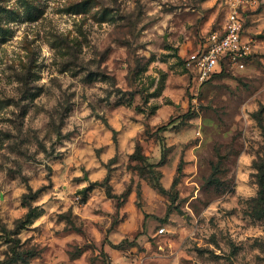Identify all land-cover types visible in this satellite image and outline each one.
<instances>
[{
  "label": "rangeland",
  "instance_id": "374dc122",
  "mask_svg": "<svg viewBox=\"0 0 264 264\" xmlns=\"http://www.w3.org/2000/svg\"><path fill=\"white\" fill-rule=\"evenodd\" d=\"M227 1L0 0V259L264 264V0L239 8L243 68L185 65Z\"/></svg>",
  "mask_w": 264,
  "mask_h": 264
},
{
  "label": "built area",
  "instance_id": "2783aa9c",
  "mask_svg": "<svg viewBox=\"0 0 264 264\" xmlns=\"http://www.w3.org/2000/svg\"><path fill=\"white\" fill-rule=\"evenodd\" d=\"M245 1V0H244ZM229 20L221 29L203 37L198 50L189 55L185 65L194 83L199 87L215 74L228 69L243 68L253 53V40L244 37L239 8L243 0H229Z\"/></svg>",
  "mask_w": 264,
  "mask_h": 264
},
{
  "label": "trees",
  "instance_id": "16d2710c",
  "mask_svg": "<svg viewBox=\"0 0 264 264\" xmlns=\"http://www.w3.org/2000/svg\"><path fill=\"white\" fill-rule=\"evenodd\" d=\"M259 124L263 130L264 133V123L262 122V119H258ZM161 146L164 151V155L166 153L167 147L164 143V140L161 141ZM135 158L146 163V165L149 166V171H147L146 178L149 180L150 184L154 186L155 188L163 191V187L160 183V173L155 169L157 166L151 165L147 162V157L144 156L141 152L140 149H138L135 153ZM165 160V156L163 158V161ZM256 168L262 173L258 175L260 179V189L258 192L257 199L255 200L256 204L254 205L253 209V214L264 217V177H263V172H264V161L263 162H256ZM143 172V169H142ZM94 185H99V183H95ZM108 195L112 196L110 193V190H108ZM38 211V208H30L28 213L26 214V217L24 220L21 221L19 228L24 229L28 224L32 222V220L38 215L36 212ZM10 250L6 254V257L4 259H0V264H15L17 262H23V263H28L30 260L39 257L42 254V249L38 247H29L26 249H19L17 247V243L19 241H10ZM16 243V244H15ZM70 256L72 259L76 257V255L71 254Z\"/></svg>",
  "mask_w": 264,
  "mask_h": 264
},
{
  "label": "crops",
  "instance_id": "0c3cea01",
  "mask_svg": "<svg viewBox=\"0 0 264 264\" xmlns=\"http://www.w3.org/2000/svg\"><path fill=\"white\" fill-rule=\"evenodd\" d=\"M204 37H205V36H204ZM245 38H247V37H245ZM202 42H203V41H202ZM202 42L199 43V45L197 46V48L195 49V51L198 50V49L200 48ZM195 51H194V52H195ZM192 53H193V52H192ZM219 74H220V73H219ZM215 75H218V74H215ZM215 75H214V76H215ZM214 76H213V77H214ZM206 83H207V82H206Z\"/></svg>",
  "mask_w": 264,
  "mask_h": 264
}]
</instances>
